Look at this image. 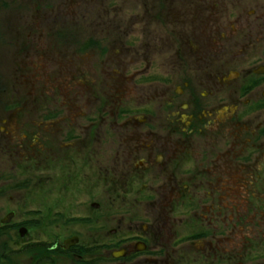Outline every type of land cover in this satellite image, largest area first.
Segmentation results:
<instances>
[{
	"label": "flooded vegetation",
	"instance_id": "1",
	"mask_svg": "<svg viewBox=\"0 0 264 264\" xmlns=\"http://www.w3.org/2000/svg\"><path fill=\"white\" fill-rule=\"evenodd\" d=\"M165 1L164 10L177 5V11L173 12L176 16L183 9L178 24L195 6H187V0ZM205 2L197 4L205 9ZM209 8L210 20L217 25L215 6ZM152 9L157 10L152 7L146 14L151 19ZM203 14L207 18L206 11L198 15L203 19ZM259 18L263 26L264 16ZM153 25H146L145 35L151 34ZM178 28L184 41L180 45L178 36L172 39L173 45L177 49L180 45L183 52L182 55L179 50L178 72L183 89L179 88L164 109L168 110L165 113L171 117L169 125L173 129L168 135L151 134V124L145 123L146 119L140 122L135 119L133 125L143 126V133L136 131L128 141L138 156L137 170L117 175L114 183L107 182L111 198L115 202L131 199L137 206L136 212L95 215L103 206H112L101 199L106 177L93 181V177L86 176L81 186H75L74 166L69 162L59 165L57 152L53 151L48 160H39L35 167V173L47 167L50 170L49 176H44L48 183L35 181L40 208L34 210L35 217L28 222H34L36 228L27 222L30 214L24 213L25 198L19 200L24 204L17 209L19 214L9 211V207L6 210L9 201L2 206L5 212L0 210V264H202L200 260L208 256H213L216 264H264V42L237 39V29L228 27L229 34L221 35L226 53L218 59L213 56L211 36L219 27L191 28L187 41L185 28ZM235 40L237 47L250 48L256 43L259 55L239 60L238 54L229 55ZM157 44L165 45L159 41ZM154 47L151 51L156 52ZM165 53L170 58L173 51ZM208 59H213V63L208 64ZM188 77L198 79L195 86L186 80ZM95 136L78 134L71 141L74 140L75 146L81 142L82 152H89L92 145H87V141L93 142ZM114 137V142L120 139L119 135ZM129 164L125 163L127 167ZM125 165L121 164V169ZM81 168L86 171L88 166ZM153 168L155 175H145L144 171ZM12 180L11 172L0 175V199H8L3 194L24 187V181L17 187ZM43 184H49V188L43 190ZM130 185L134 187L132 193ZM203 189L213 191V221L217 222L209 230L208 223L200 218L198 222L192 221L193 227L192 223L185 224L183 233L179 232L185 219L198 215L197 206L203 212L208 210L205 200L198 199V191ZM225 202L230 205L224 206ZM74 203L88 207L85 214L77 215L80 217L71 227L96 229L100 237L92 245L81 242L73 229L70 235L62 236L63 243L57 239L59 224L63 226L66 221L63 217L69 218ZM17 215L20 218L16 221ZM242 230L245 239L237 241L232 231L236 234ZM211 234L217 241L209 238ZM43 235L50 240L43 239ZM228 237L231 244L225 241ZM198 241L203 243L201 247L195 244Z\"/></svg>",
	"mask_w": 264,
	"mask_h": 264
},
{
	"label": "rangeland",
	"instance_id": "2",
	"mask_svg": "<svg viewBox=\"0 0 264 264\" xmlns=\"http://www.w3.org/2000/svg\"><path fill=\"white\" fill-rule=\"evenodd\" d=\"M201 1H186L187 6H195L178 24L183 9L179 8L181 11L176 16L173 12L177 11V5L164 10L163 0H0V175L11 172L13 186L18 187L17 184L24 181V187L3 194L2 197L10 199H0L1 211L5 212L2 206L9 201L11 204L6 210L9 207V211L19 214L17 209L25 204L24 213L30 214L27 222L35 217L34 210L40 208L35 181L48 183L44 176L50 174L49 167L37 173L35 167L39 160H48L56 151L59 165L69 162L74 166L75 186H81L86 176L93 177V181L106 177V187L101 189L105 194L101 199L112 206H103L95 215L136 212L137 206L131 199L115 202L111 198L107 182L114 183L117 175L137 170L138 156L128 141L136 131L143 133V126L133 125L135 119L139 118V122L146 119L145 123L151 124V134L168 135L173 129L169 125L171 117L165 113L168 110L164 109L166 102L176 97L179 88L183 89L178 72L180 42L184 40L178 27L185 28L186 41L191 28L207 26L215 30L219 27L211 36L213 56L218 59L226 53L221 35L229 34L228 27L237 29V39L245 40V37L254 39L252 42H264V25L259 18L264 16V0H205L208 4L205 2V9L197 4ZM213 6L217 11V25L210 20L209 7ZM152 7L157 10L152 9L151 19L146 14ZM200 11H206L207 18L203 14V20L198 15ZM150 23H154L149 30L151 34L145 35L146 25ZM173 36L179 37L178 49L173 45ZM156 41L165 45H156ZM151 42L155 47L149 46ZM234 43L229 55L238 54V60L243 56L254 58L259 53L256 43L250 48L237 47V40ZM153 47L156 52L151 51ZM162 50L163 53H159ZM172 51L169 58L165 52ZM209 63H213V59H208ZM186 80L193 86L198 81L195 77ZM78 134L96 135L93 142L87 141V145H92L89 152H82L81 142H76L75 146L74 140L71 141ZM116 135L120 139L114 142ZM98 155L102 157L95 159ZM125 163L130 164L127 167ZM121 164L125 165L124 169ZM82 166L88 169L84 171ZM144 172L152 177L156 169ZM47 188L49 184L42 185L43 190ZM198 196L201 201L205 200L208 210L203 212L197 206L198 215L179 225L181 233L185 224L192 223L193 227L192 221L198 222L200 218L201 222L208 223L209 230L217 222L213 221V191L199 190ZM21 198H25L24 204L19 201ZM87 207L74 203L69 218L63 217L66 221L63 226L59 224L57 236L60 243H63L62 236L71 234V223L75 224L80 217L77 215L85 214ZM16 217L17 221L20 216ZM28 224L36 228L34 222ZM73 233L86 245L94 244L100 237L96 229L92 231L85 226H75ZM242 233L243 230L236 234L232 231L237 241L245 239L246 234ZM42 238L50 240L49 236ZM209 238L216 240L213 234ZM230 240V237L225 239L231 244ZM195 244L201 247L203 243ZM200 261L216 264L213 256Z\"/></svg>",
	"mask_w": 264,
	"mask_h": 264
}]
</instances>
